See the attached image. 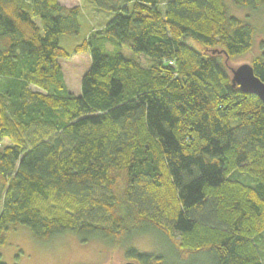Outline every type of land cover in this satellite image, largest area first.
I'll list each match as a JSON object with an SVG mask.
<instances>
[{
  "label": "trees",
  "instance_id": "obj_1",
  "mask_svg": "<svg viewBox=\"0 0 264 264\" xmlns=\"http://www.w3.org/2000/svg\"><path fill=\"white\" fill-rule=\"evenodd\" d=\"M92 1L113 16L69 52L59 40L79 33V6L0 0V245L22 227L163 264L128 244L152 233L198 264H264V105L231 87L228 64L254 25L224 0ZM75 53L90 58L78 95L60 64ZM251 65L264 81V48Z\"/></svg>",
  "mask_w": 264,
  "mask_h": 264
},
{
  "label": "rangeland",
  "instance_id": "obj_2",
  "mask_svg": "<svg viewBox=\"0 0 264 264\" xmlns=\"http://www.w3.org/2000/svg\"><path fill=\"white\" fill-rule=\"evenodd\" d=\"M59 1L66 7H80L79 22L81 28L79 33L63 35L59 40L60 45L69 52L82 42L91 28L101 26L113 16L110 11L97 9L92 0ZM224 2L230 15L252 23L256 30L252 48L243 55L229 59L228 64L231 68L243 63L251 64L264 48V8L252 11L236 6L234 0H224ZM189 43L194 48L202 50L199 44L192 41ZM261 43H263L262 46ZM107 48L110 49V45L107 44ZM121 51L127 58L146 63V58L143 55L134 53L126 46H123ZM60 64L66 84L74 94L78 95L81 77L90 66L89 55L87 53H75L68 59H60ZM9 143L10 141L5 139L1 142L0 147ZM232 178L251 184L249 182L251 177L240 172H234ZM2 195L0 189V206ZM262 240H264V234ZM128 244H132L143 251L163 253L166 258L163 264H198L196 258L191 255L184 253L183 256H178L173 254L167 248L166 243L160 241L152 233L138 234L129 240ZM126 245V242L119 246L108 245L99 239L82 243L71 233L59 235L47 242L37 241L28 230L20 227L8 233L6 241L0 245V262L2 264H118L132 261L125 256Z\"/></svg>",
  "mask_w": 264,
  "mask_h": 264
},
{
  "label": "water",
  "instance_id": "obj_3",
  "mask_svg": "<svg viewBox=\"0 0 264 264\" xmlns=\"http://www.w3.org/2000/svg\"><path fill=\"white\" fill-rule=\"evenodd\" d=\"M231 73V87H238L239 91L245 94H252L257 96L264 105V81L261 80L254 73L251 64L243 63L237 67L230 69ZM112 264V263H103ZM118 264H137L134 261H127Z\"/></svg>",
  "mask_w": 264,
  "mask_h": 264
},
{
  "label": "crops",
  "instance_id": "obj_4",
  "mask_svg": "<svg viewBox=\"0 0 264 264\" xmlns=\"http://www.w3.org/2000/svg\"><path fill=\"white\" fill-rule=\"evenodd\" d=\"M66 82V81H65ZM68 86V85H67Z\"/></svg>",
  "mask_w": 264,
  "mask_h": 264
},
{
  "label": "flooded vegetation",
  "instance_id": "obj_5",
  "mask_svg": "<svg viewBox=\"0 0 264 264\" xmlns=\"http://www.w3.org/2000/svg\"><path fill=\"white\" fill-rule=\"evenodd\" d=\"M1 263V262H0Z\"/></svg>",
  "mask_w": 264,
  "mask_h": 264
}]
</instances>
